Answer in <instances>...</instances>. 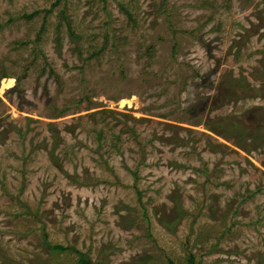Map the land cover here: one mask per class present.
Masks as SVG:
<instances>
[{"label": "rangeland", "instance_id": "rangeland-1", "mask_svg": "<svg viewBox=\"0 0 264 264\" xmlns=\"http://www.w3.org/2000/svg\"><path fill=\"white\" fill-rule=\"evenodd\" d=\"M82 256L264 264V0H0V264Z\"/></svg>", "mask_w": 264, "mask_h": 264}, {"label": "trees", "instance_id": "trees-1", "mask_svg": "<svg viewBox=\"0 0 264 264\" xmlns=\"http://www.w3.org/2000/svg\"><path fill=\"white\" fill-rule=\"evenodd\" d=\"M5 78H11V77H9L6 74H3L2 79H5ZM55 248L59 249V250H66V248L63 246H56ZM79 264H92V263L88 259H86L84 256H82L79 259ZM169 264H174V262L170 261ZM189 264H194V258L193 257H190Z\"/></svg>", "mask_w": 264, "mask_h": 264}]
</instances>
